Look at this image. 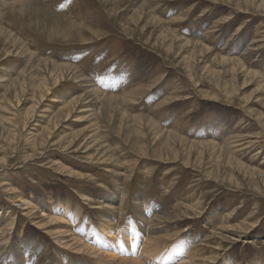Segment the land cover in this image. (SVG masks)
Listing matches in <instances>:
<instances>
[{
    "label": "rangeland",
    "instance_id": "1",
    "mask_svg": "<svg viewBox=\"0 0 264 264\" xmlns=\"http://www.w3.org/2000/svg\"><path fill=\"white\" fill-rule=\"evenodd\" d=\"M120 260L264 264V0H0V264Z\"/></svg>",
    "mask_w": 264,
    "mask_h": 264
},
{
    "label": "bare ground",
    "instance_id": "2",
    "mask_svg": "<svg viewBox=\"0 0 264 264\" xmlns=\"http://www.w3.org/2000/svg\"><path fill=\"white\" fill-rule=\"evenodd\" d=\"M16 45V44H15ZM248 52V51H247ZM219 61V60H218ZM234 64V63H233ZM223 67V66H222ZM49 68V67H48ZM45 69V68H44ZM246 70V69H245ZM61 72V71H60ZM252 74V73H251ZM254 74V73H253ZM69 75V74H68ZM60 77V76H59ZM263 79V78H262ZM216 81V80H215ZM24 84V83H23ZM96 89H98V88H96ZM99 90V89H98ZM98 90H96V91H98ZM89 92H91V90L89 91ZM88 92V93H89ZM139 92H140V90H139ZM142 92V91H141ZM93 93V92H92ZM95 93V92H94ZM100 93H102V92H100ZM87 94V93H86ZM96 94V93H95ZM88 95H90V94H88ZM107 95V94H106ZM100 96V95H99ZM102 96H103V94H102ZM88 97V96H87ZM90 97V96H89ZM93 98H94V96H93ZM97 98V97H96ZM96 98H94V99H96ZM99 98V97H98ZM97 98V99H98ZM102 98V97H101ZM106 98V97H105ZM90 99V98H89ZM96 99V100H97ZM110 99V98H109ZM113 99H114V97L112 98V100L111 101H113ZM127 99V98H126ZM108 101H110V100H108ZM104 102V101H103ZM110 103V102H109ZM124 103V102H123ZM115 104H117V102L115 103ZM6 105V104H5ZM121 105V104H120ZM34 108V107H33ZM67 112H68V110H67ZM136 119H138V118H136ZM142 120V119H141ZM140 120V121H141ZM138 121V120H137ZM145 122H147V121H145ZM151 123H153V122H151ZM141 125V124H140ZM149 126V125H148ZM151 126H152V124H151ZM150 126V127H151ZM154 127H156V126H154ZM153 127V128H154ZM15 129V128H14ZM159 131V130H158ZM161 131V130H160ZM156 134V133H155ZM165 134V133H164ZM169 135V134H168ZM169 138V137H168ZM163 138H161V140H162ZM174 139H175V137H174ZM178 139V138H177ZM100 140V139H99ZM180 140V139H179ZM184 140V139H183ZM171 141V140H170ZM186 141V140H185ZM174 142H175V140H174ZM183 142V141H182ZM173 143V142H172ZM187 143H188V141H187ZM97 144V143H96ZM192 144V143H191ZM212 144V143H211ZM168 144H166V146H167ZM182 145V144H181ZM185 145V144H184ZM165 147V146H164ZM207 147V146H206ZM102 148V147H101ZM175 149V148H174ZM35 150V149H34ZM162 152V151H161ZM171 155V154H170ZM229 157H231V156H229ZM231 159V158H230ZM235 160V159H234ZM220 165V164H219ZM251 169V168H250ZM7 187V186H6ZM111 195V194H110ZM145 200V199H144ZM145 203V202H144ZM109 205V204H108ZM30 206V205H29ZM104 209H106V208H104ZM117 211V210H116ZM141 211V210H140ZM190 211V210H189ZM176 212V211H175ZM144 213V212H143ZM156 213V212H155ZM167 213V212H166ZM165 213V214H166ZM164 215V214H163ZM167 215V214H166ZM160 217V216H159ZM39 218V217H38ZM49 219V218H48ZM53 219V218H52ZM41 220H43V218H41ZM59 220V219H58ZM50 221V220H49ZM53 221V220H52ZM56 221V220H55ZM48 223H50V222H48ZM108 228V227H107ZM107 228H105V230L107 231V232H109V229H107ZM157 231V230H156ZM155 231V232H156ZM159 233V232H158ZM60 234V233H59ZM156 234V233H155ZM156 235H158V234H156ZM159 236V235H158ZM63 237H66V236H63ZM69 237V236H68ZM150 237H152V235L150 236ZM155 238V237H154ZM149 239V238H148ZM70 241V240H69ZM152 242V241H151ZM154 242V241H153ZM151 244V243H150ZM153 244V243H152ZM180 246H181V244H176L175 246H174V249L175 250H173V252H172V255L173 256H177L178 254H179V252H180ZM87 248V249H89L90 250V252L91 253H95V252H98L99 250L98 249H95L94 247H91V246H89V245H87V243L86 244H84V243H82L81 244V246H80V248ZM158 248V247H157ZM149 249H150V247H149ZM151 250V249H150ZM149 250V251H150ZM156 250H158V249H156ZM83 251V250H82ZM152 251H153V249H152ZM148 252V251H147ZM103 253V252H102ZM101 253V254H102ZM105 253V255H106V253L107 252H104ZM130 258H133L132 256L130 257ZM136 259H137V257H135ZM134 258V259H135ZM121 259H122V257H121ZM126 259H127V257H126ZM126 259H124V260H126ZM128 260H129V257H128ZM131 260V259H130ZM188 260V259H187ZM121 261H123V260H120V263L119 264H121ZM133 261V260H132ZM124 262H127V261H124ZM139 263V262H138ZM134 264V263H133ZM135 264H136V262H135ZM141 264V263H140Z\"/></svg>",
    "mask_w": 264,
    "mask_h": 264
}]
</instances>
